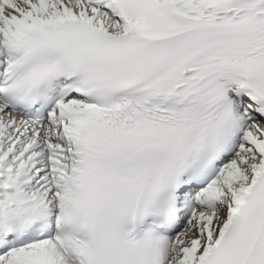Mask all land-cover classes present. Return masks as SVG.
<instances>
[{"label": "snow or ice", "instance_id": "1", "mask_svg": "<svg viewBox=\"0 0 264 264\" xmlns=\"http://www.w3.org/2000/svg\"><path fill=\"white\" fill-rule=\"evenodd\" d=\"M0 264H264V0H0Z\"/></svg>", "mask_w": 264, "mask_h": 264}]
</instances>
